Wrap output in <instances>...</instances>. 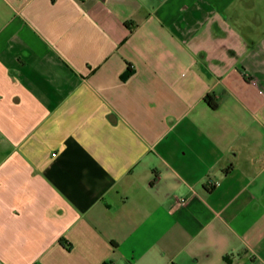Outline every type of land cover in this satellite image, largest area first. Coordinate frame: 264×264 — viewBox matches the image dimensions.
I'll return each instance as SVG.
<instances>
[{
	"label": "crops",
	"instance_id": "1",
	"mask_svg": "<svg viewBox=\"0 0 264 264\" xmlns=\"http://www.w3.org/2000/svg\"><path fill=\"white\" fill-rule=\"evenodd\" d=\"M0 264H264V0H0Z\"/></svg>",
	"mask_w": 264,
	"mask_h": 264
},
{
	"label": "trees",
	"instance_id": "2",
	"mask_svg": "<svg viewBox=\"0 0 264 264\" xmlns=\"http://www.w3.org/2000/svg\"><path fill=\"white\" fill-rule=\"evenodd\" d=\"M129 71H131V69H130ZM205 100L209 103V105H210L211 107H213V108H216V107H217V102L213 101V97H212V95H207V96L205 97Z\"/></svg>",
	"mask_w": 264,
	"mask_h": 264
},
{
	"label": "built area",
	"instance_id": "3",
	"mask_svg": "<svg viewBox=\"0 0 264 264\" xmlns=\"http://www.w3.org/2000/svg\"><path fill=\"white\" fill-rule=\"evenodd\" d=\"M179 200L181 203H186V201H187L186 198H180Z\"/></svg>",
	"mask_w": 264,
	"mask_h": 264
}]
</instances>
